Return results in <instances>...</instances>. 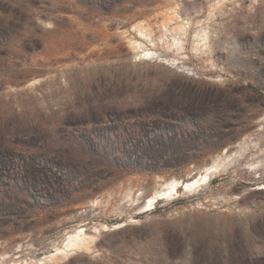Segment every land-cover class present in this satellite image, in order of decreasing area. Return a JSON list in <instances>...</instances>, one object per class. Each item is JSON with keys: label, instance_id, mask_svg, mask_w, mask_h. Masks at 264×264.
Returning <instances> with one entry per match:
<instances>
[{"label": "rangeland", "instance_id": "374dc122", "mask_svg": "<svg viewBox=\"0 0 264 264\" xmlns=\"http://www.w3.org/2000/svg\"><path fill=\"white\" fill-rule=\"evenodd\" d=\"M31 1L0 0V264H264V0Z\"/></svg>", "mask_w": 264, "mask_h": 264}, {"label": "bare ground", "instance_id": "6f19581e", "mask_svg": "<svg viewBox=\"0 0 264 264\" xmlns=\"http://www.w3.org/2000/svg\"><path fill=\"white\" fill-rule=\"evenodd\" d=\"M216 163H218V161ZM216 163H214V164L216 165ZM215 165H212V166L206 168L207 171L205 173H202L201 175L194 177L193 179H191L189 181L182 182V180H176L175 179V180L168 182L162 189L156 191L155 195L151 197V199L148 201L147 205L149 207L153 206L155 200H157V197L158 198L165 197L167 194L171 193L170 191L173 192V190H177L178 186L181 185V183H183V186L185 183V186H186L185 188H187V189H194V188L198 187L199 185L209 181L210 176H211V172L213 171V168ZM221 165L222 164H220L219 166H221ZM216 167H218V165H216ZM73 240L71 239V241H73ZM76 240H74V241H76ZM70 245H72V243H70ZM64 250L65 249H60L58 251V253H66L65 252L66 250L65 251Z\"/></svg>", "mask_w": 264, "mask_h": 264}, {"label": "trees", "instance_id": "16d2710c", "mask_svg": "<svg viewBox=\"0 0 264 264\" xmlns=\"http://www.w3.org/2000/svg\"><path fill=\"white\" fill-rule=\"evenodd\" d=\"M99 1V3L101 4V5H110V6H113V5H123L125 2H127L128 0H98ZM129 1H131V0H129ZM28 2H32L31 0H21V7H27L28 5ZM3 32H1V30H0V35H1V33H5L4 32V30H2ZM153 152V153H158V154H160V153H162V151L161 150H159V149H153V148H151V149H148L147 150V152ZM134 169H136L137 171H140V170H142V169H146L145 167L144 168H142V167H140V168H138V167H134Z\"/></svg>", "mask_w": 264, "mask_h": 264}]
</instances>
